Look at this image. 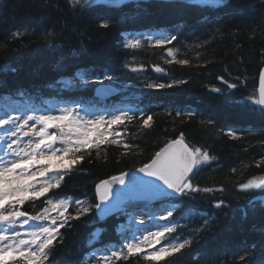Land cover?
I'll list each match as a JSON object with an SVG mask.
<instances>
[{
	"label": "trees",
	"instance_id": "obj_1",
	"mask_svg": "<svg viewBox=\"0 0 264 264\" xmlns=\"http://www.w3.org/2000/svg\"><path fill=\"white\" fill-rule=\"evenodd\" d=\"M186 3L189 6H179L175 0H138L74 10L68 0H0V109L10 104L39 113L49 111L51 104H73L105 116L137 109L155 114L148 129L139 128V114L126 131L124 125L113 126L123 133L124 142L138 146L127 155L122 147L110 144L101 145L99 157L95 149L91 155L78 153L84 159L60 188L26 201L21 210L36 215L47 206L49 196L95 204L97 184L141 167L183 133L187 143L214 157L193 176L195 185L213 191L175 196L165 203L176 209L171 219L179 227L173 235L194 239L189 254L173 259L177 264H243L244 248L258 259L264 243V190H239L240 184L264 176V164L256 167L264 160V112L247 99L258 97L264 68V0H227L216 7ZM105 20L108 29L99 27ZM17 30L23 34L13 37ZM151 32L175 34L177 40L167 47L178 49V58L188 59L189 65L164 64L165 49L147 43L136 51L123 47L127 34ZM157 65L165 73H156ZM132 67L142 70L132 72ZM104 74L113 79H104ZM221 77L237 87L228 89ZM172 80L186 83L164 90L145 86ZM101 84L113 85L118 94L98 100L95 91ZM181 109H191L197 116L177 117ZM229 130L241 138L232 140L226 134ZM219 201L224 205L216 208ZM161 205L142 210L159 211ZM74 210L75 204L69 212ZM95 210L61 229L62 243L56 246L59 264H96L105 248H120L125 242L137 211L100 221ZM205 219L207 230L201 227ZM99 232L102 242L92 239ZM117 264L147 262L141 253Z\"/></svg>",
	"mask_w": 264,
	"mask_h": 264
},
{
	"label": "snow or ice",
	"instance_id": "obj_2",
	"mask_svg": "<svg viewBox=\"0 0 264 264\" xmlns=\"http://www.w3.org/2000/svg\"><path fill=\"white\" fill-rule=\"evenodd\" d=\"M74 10H79L82 5L92 6L101 2H119V0H68ZM179 6H189L186 0H175ZM139 7V5H138ZM100 28L108 29L110 24L107 20L99 24ZM23 33L20 30L12 33L18 37ZM48 33V36H51ZM143 37V39L141 38ZM47 38V37H45ZM177 40L175 34L148 33L139 36L125 38L123 47L136 51L144 48L145 43L152 48L165 49L163 63L166 65L177 64L189 65L188 59H179L178 49L167 47ZM3 47V45H0ZM15 71L14 68L10 69ZM141 68L132 67V72H139ZM156 73H165V69L157 65ZM104 79L111 80L112 76L104 74ZM228 89H235V83H228ZM101 83L103 81H100ZM184 80H172L171 82L146 83V87L154 90L171 89ZM213 92H220V88H213ZM253 105L258 106L264 112V71L259 75L258 97L250 95L247 97ZM16 111L17 114H13ZM59 114H24L14 109L12 105L6 104L0 113V264H59L56 257V246L62 243L61 229L69 225L72 220H81L90 215L93 209L98 210L101 216L106 215L112 205L114 195L113 185H125L128 173L111 177V180H103L96 185V196L98 203L86 204L83 201H73L70 197L49 196L44 203L47 205L41 212L32 215L21 210L28 200H37L46 196L53 189H59L65 176L69 174L74 166L84 159L81 152L91 155L92 149L96 150L99 157L100 147L104 144L120 146L127 155L134 146L122 140L123 133L114 130L113 126H125L136 121L139 114L141 130L152 127L153 115L144 110L137 109L130 114L129 110H117L108 116L104 114L81 115L80 109L75 106L61 107ZM168 115H172L168 111ZM146 116V118H145ZM176 116H184L188 120L197 116L191 109L176 111ZM202 123H211L202 121ZM56 129L49 132V129ZM227 136L232 140L240 139L235 131H227ZM24 137H29L27 142ZM111 137V139H109ZM67 158V159H65ZM214 159L207 149L193 146L186 142L183 133L176 139L169 140L159 151H156L151 160L135 169L136 172L147 177V180L133 178L135 183L146 186L149 197L152 199L161 197L170 199L173 196H186L192 193H210L212 188L199 186L193 183V176L202 165ZM264 164L259 161L256 167ZM235 171V169H233ZM224 191L223 188L218 189ZM241 192L253 190H264V176L253 178L240 184ZM115 195L119 200L121 193ZM75 204L74 212L69 208ZM223 201L215 204L221 208ZM175 206L161 205L159 211L147 213L149 224L144 218L139 220V235L133 234L131 240L125 238L120 248H105L99 255L96 264H117L118 261L128 260L130 257L140 255L147 264H160L168 261V264H177V260L183 255L190 253L194 239L192 237L180 238L174 236L179 225L171 218L174 215ZM55 213V215H51ZM30 221H46L47 223L31 224ZM156 221H166L158 224ZM209 221L204 220L201 226L207 230ZM17 225H19L17 227ZM156 230H150L152 226ZM147 233V234H144ZM92 239L102 242L103 233L92 234ZM159 245L157 248L156 246ZM154 251H145L146 249ZM92 257L96 256L93 252ZM243 264H264V243L259 246V258L257 259L248 247L244 248V254L240 256Z\"/></svg>",
	"mask_w": 264,
	"mask_h": 264
},
{
	"label": "water",
	"instance_id": "obj_3",
	"mask_svg": "<svg viewBox=\"0 0 264 264\" xmlns=\"http://www.w3.org/2000/svg\"><path fill=\"white\" fill-rule=\"evenodd\" d=\"M115 92L116 90L111 86H101L97 89L96 95L97 97L100 98H107L114 95ZM134 177L141 178L143 180L148 179L147 177H142V174L136 171H132L129 172L128 176L125 178V185L114 184L113 185L114 195L112 201L110 202L112 205L110 211L106 215L101 216L98 210H96V213L101 220H105L109 217L115 216L127 209H131L138 206H145L152 203H158L161 201H166V199L161 197L155 199L150 198L146 186L140 183L139 180H137L134 183L133 182ZM116 192L121 193L119 200L115 195Z\"/></svg>",
	"mask_w": 264,
	"mask_h": 264
},
{
	"label": "rangeland",
	"instance_id": "obj_4",
	"mask_svg": "<svg viewBox=\"0 0 264 264\" xmlns=\"http://www.w3.org/2000/svg\"><path fill=\"white\" fill-rule=\"evenodd\" d=\"M125 1H128V0H119V2H109V3L101 2V3H102V4H109V5H120L121 3L125 2ZM186 1L194 2V3H196V4H210V5H219V4H221V3L223 2V0H186ZM129 36H136V35H128V37H129ZM52 107H53L54 110H52V111H51L50 113H48V114L58 115V114H59L58 109L61 108V107H66V105H53ZM67 107H69V106H67ZM14 109H16V108H14ZM17 110H18L19 112L24 113V114H35V113H31V112L28 111V110H21V109H17ZM13 114H17V112H16V111H13ZM38 114H44V113H37V115H38ZM86 114L95 115V114H93V113H89V112H87V111L83 113V115H86ZM28 139H29V137H24V141H25V142H27ZM167 206L171 207L172 204H167ZM147 213H148V212L140 211V212H138V213L136 214V216H135L136 219H135L134 231H133V229H132V230H131V234L126 235V238H127L128 240H131V238H132V236H133L134 233H135L136 235H139V231H138V230H139V229H142V228L144 227V225H140V224H139V220H140L141 218H144L149 224H153V222L149 220V217H148ZM159 222H160V221H156L155 223L160 224ZM18 226H19V225H17V227H18ZM150 230H156L155 226L153 225V226L150 228ZM144 234H147V233H144ZM156 247L158 248L159 246H156ZM146 250H148V251H154L155 249L153 248V249H146Z\"/></svg>",
	"mask_w": 264,
	"mask_h": 264
}]
</instances>
